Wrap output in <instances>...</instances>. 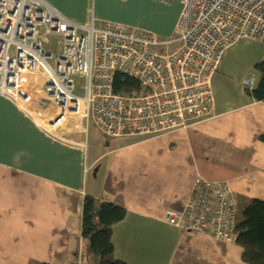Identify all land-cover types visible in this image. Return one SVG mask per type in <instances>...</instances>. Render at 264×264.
Listing matches in <instances>:
<instances>
[{
    "label": "crops",
    "instance_id": "crops-1",
    "mask_svg": "<svg viewBox=\"0 0 264 264\" xmlns=\"http://www.w3.org/2000/svg\"><path fill=\"white\" fill-rule=\"evenodd\" d=\"M45 1L74 22L123 23L164 38L182 9L180 0ZM252 43L225 51L212 77L213 115L167 133L108 138L79 118L53 137L0 95V264H82L85 196L126 210L112 231L113 256L126 264H246L233 241L181 231L165 216L184 209L197 177L227 182L237 201H264V102L243 84L260 77L264 43ZM32 91L44 98L41 83Z\"/></svg>",
    "mask_w": 264,
    "mask_h": 264
},
{
    "label": "built area",
    "instance_id": "built-area-1",
    "mask_svg": "<svg viewBox=\"0 0 264 264\" xmlns=\"http://www.w3.org/2000/svg\"><path fill=\"white\" fill-rule=\"evenodd\" d=\"M180 3L174 34L163 39L123 23L74 22L45 0H0V95L53 137L71 114L108 138L152 136L210 118L212 77L225 51L240 41L264 43V0ZM54 34L62 39L57 53L47 49ZM116 73L137 79L141 93H115ZM34 82L42 100L34 97ZM243 84L251 91L254 77ZM236 213L227 182L197 177L184 209L166 212L165 220L231 242Z\"/></svg>",
    "mask_w": 264,
    "mask_h": 264
},
{
    "label": "trees",
    "instance_id": "trees-1",
    "mask_svg": "<svg viewBox=\"0 0 264 264\" xmlns=\"http://www.w3.org/2000/svg\"><path fill=\"white\" fill-rule=\"evenodd\" d=\"M259 72L257 85L247 94L264 102V57L255 64ZM115 93L138 95L141 85L135 78L116 73L113 80ZM264 142V134L260 137ZM236 200V198H235ZM236 221L232 241L242 249L241 259L246 264H264V201L236 200ZM126 210L118 205L85 196L82 204L81 239L83 264H126L113 256L112 231L122 221ZM29 264H50L32 261Z\"/></svg>",
    "mask_w": 264,
    "mask_h": 264
},
{
    "label": "rangeland",
    "instance_id": "rangeland-1",
    "mask_svg": "<svg viewBox=\"0 0 264 264\" xmlns=\"http://www.w3.org/2000/svg\"><path fill=\"white\" fill-rule=\"evenodd\" d=\"M178 21H179V19H178ZM147 24H151V23H153V20H148L147 22H146ZM178 23V22H177ZM156 24H154V26H155ZM138 27V26H137ZM159 37V36H158ZM160 38H163V39H166V38H164V37H160ZM62 39H61V37L60 36H58V35H56V34H54V35H51V36H49L48 38H47V49L50 51V52H52V53H57V52H59L58 50H59V47H60V45H59V43H60V41H61ZM243 42H245V43H248V44H253V46H250V47H254V46H256L255 44H258V43H252V42H249V41H243ZM249 47V48H250ZM163 51V49H161V52ZM77 116H75L74 115V118H76ZM92 131H93V129H91ZM58 128H56L55 129V132H54V135H57L58 136ZM92 134L93 133H91V135L90 136H92ZM91 144H92V142H91ZM83 264H84V262H83Z\"/></svg>",
    "mask_w": 264,
    "mask_h": 264
},
{
    "label": "bare ground",
    "instance_id": "bare-ground-1",
    "mask_svg": "<svg viewBox=\"0 0 264 264\" xmlns=\"http://www.w3.org/2000/svg\"><path fill=\"white\" fill-rule=\"evenodd\" d=\"M254 87H255V85H254ZM67 117H65L67 119H65L59 126H67L68 124H71L73 122L78 123L79 122V118H80L78 116L76 118H74L73 114H71V115H69Z\"/></svg>",
    "mask_w": 264,
    "mask_h": 264
}]
</instances>
